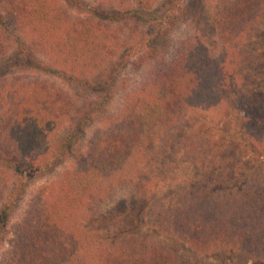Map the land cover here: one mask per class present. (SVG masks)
<instances>
[{
	"label": "trees",
	"instance_id": "trees-1",
	"mask_svg": "<svg viewBox=\"0 0 264 264\" xmlns=\"http://www.w3.org/2000/svg\"><path fill=\"white\" fill-rule=\"evenodd\" d=\"M95 1V9L73 16L53 0H0L17 43L24 47L21 35L31 37L33 51L46 58L37 60L24 49L28 69L0 78V251L9 248L4 264H174L168 250L138 241L103 246L85 221L118 187L146 186V168L157 148L171 142L176 126L235 87L248 63L242 46L264 21V0H194L190 7L187 0ZM198 17L206 20L200 26L192 23ZM187 21V36L162 48ZM0 25L5 28L6 21ZM5 45L0 35V62ZM133 65L143 73L130 84L122 76ZM45 76L102 96L77 105L75 95L44 83ZM120 89L117 111L89 142L86 168L65 173L56 190L37 197L12 224L29 180L65 164ZM197 150L193 144L189 153L203 159ZM10 187L21 195L7 193ZM249 204L248 193L205 207H157L150 220L200 252L259 247L264 215Z\"/></svg>",
	"mask_w": 264,
	"mask_h": 264
},
{
	"label": "rangeland",
	"instance_id": "rangeland-1",
	"mask_svg": "<svg viewBox=\"0 0 264 264\" xmlns=\"http://www.w3.org/2000/svg\"><path fill=\"white\" fill-rule=\"evenodd\" d=\"M53 1L55 7L73 16H83L97 7L95 0ZM163 2L160 0L158 5ZM187 3L190 7L194 5V0H187ZM199 18L192 23L200 26L206 21ZM1 19L6 21L5 28L0 25V35L6 47L3 49L5 58L0 62V78L16 76L23 68L28 69L23 58L24 49L32 52L37 60L44 59L46 62V58L33 51L31 37L20 34L24 47L17 43L19 34L2 9ZM189 22L172 31V39L168 38V43H164L162 48L167 47L168 50L187 36L186 24ZM121 32L125 35L127 31ZM242 47V55L248 63L235 87L223 91L216 104L193 109L176 126L171 142L157 148L154 162L146 168V186H120L108 200L93 209L84 227L100 244L112 248L138 241L164 248L174 256V264H264L262 231V246L257 247L258 243L244 248L242 245L231 248L220 246L200 252L159 230L150 220L152 211L157 207L172 211L188 204L205 207L215 199L244 198L248 193L249 210L259 208L264 215V21ZM216 50L218 48L214 52ZM172 53L173 50L170 51ZM142 73L143 69L138 70L133 65L122 77L130 84L138 83ZM41 79L59 91L75 95L77 105H81L85 98L94 100L95 96H102L84 95L81 89L53 76ZM123 94L121 89L117 91L112 104L95 117L65 164L52 173L35 175L29 180L23 197L16 205L12 224L22 219L37 197L48 196L51 190H56L65 173L80 172L86 168L89 142L106 128L105 118L117 111ZM193 144L198 147L197 151L203 159L189 153ZM17 191L10 187L7 193L14 192L19 197L21 194ZM8 249L4 245L0 251V264L7 259Z\"/></svg>",
	"mask_w": 264,
	"mask_h": 264
}]
</instances>
